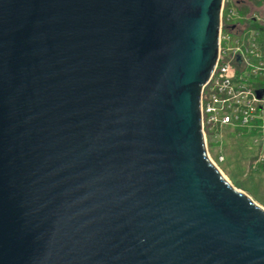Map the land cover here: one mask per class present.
Masks as SVG:
<instances>
[{"label": "water", "instance_id": "obj_1", "mask_svg": "<svg viewBox=\"0 0 264 264\" xmlns=\"http://www.w3.org/2000/svg\"><path fill=\"white\" fill-rule=\"evenodd\" d=\"M223 3L0 0V264H264L203 133Z\"/></svg>", "mask_w": 264, "mask_h": 264}, {"label": "built area", "instance_id": "obj_2", "mask_svg": "<svg viewBox=\"0 0 264 264\" xmlns=\"http://www.w3.org/2000/svg\"><path fill=\"white\" fill-rule=\"evenodd\" d=\"M247 7L248 13L241 9ZM264 0H224L221 10L219 56L215 70L203 88L201 115L205 141L218 147L222 129L231 127L249 134L264 163ZM219 144V145H218ZM214 145V146H213ZM221 147V146H220ZM209 154V150H208ZM215 166L224 155L213 159Z\"/></svg>", "mask_w": 264, "mask_h": 264}, {"label": "rangeland", "instance_id": "obj_3", "mask_svg": "<svg viewBox=\"0 0 264 264\" xmlns=\"http://www.w3.org/2000/svg\"><path fill=\"white\" fill-rule=\"evenodd\" d=\"M221 133L222 137L218 139L221 147L208 145L209 154L213 159H217L220 154L224 155L226 164H218L224 178L264 209L263 163H257L258 158L252 160L259 155L253 138L246 132L239 136L238 131L231 127L223 128Z\"/></svg>", "mask_w": 264, "mask_h": 264}, {"label": "trees", "instance_id": "obj_4", "mask_svg": "<svg viewBox=\"0 0 264 264\" xmlns=\"http://www.w3.org/2000/svg\"><path fill=\"white\" fill-rule=\"evenodd\" d=\"M249 4H251V5H256V4H258L259 2H260V0H246ZM241 11H242V13H248V9H247V7H245V8H242L241 9ZM263 32H264V30H263ZM259 151V150H258ZM258 158V156H256L254 159H252L253 161H255L256 159ZM226 162H227V159L225 158V162H224V164H226ZM262 167H263V170H264V163L262 164Z\"/></svg>", "mask_w": 264, "mask_h": 264}]
</instances>
